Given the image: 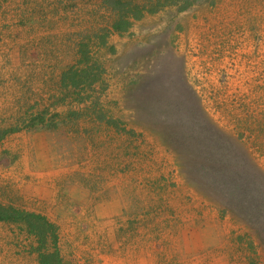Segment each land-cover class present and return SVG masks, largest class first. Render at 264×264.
I'll list each match as a JSON object with an SVG mask.
<instances>
[{
	"label": "rangeland",
	"instance_id": "obj_1",
	"mask_svg": "<svg viewBox=\"0 0 264 264\" xmlns=\"http://www.w3.org/2000/svg\"><path fill=\"white\" fill-rule=\"evenodd\" d=\"M122 1L158 11L106 36L105 0H0V204L46 217L66 264H264L231 198L190 177L196 145L168 135L195 108L264 197V0ZM195 227L211 242L189 254ZM36 246L0 223V264H38Z\"/></svg>",
	"mask_w": 264,
	"mask_h": 264
},
{
	"label": "trees",
	"instance_id": "obj_2",
	"mask_svg": "<svg viewBox=\"0 0 264 264\" xmlns=\"http://www.w3.org/2000/svg\"><path fill=\"white\" fill-rule=\"evenodd\" d=\"M163 3H166V1ZM104 4L112 18L109 26L105 28L106 36L127 32L132 25V21L140 19L145 13L153 14L158 11V8H141L131 2L122 0H105ZM187 7H184L183 10ZM101 42L103 46L107 45L105 37L101 38ZM78 51L80 57L84 58V53L80 50ZM86 74L85 71L79 72V70L71 72V79L75 82L73 83L74 86ZM63 76L66 77L68 74L64 73ZM101 110L98 99H95L87 108V112L90 111L94 114L96 121L120 131L119 124L112 118H108L107 114L99 112ZM200 116L201 113L192 107L189 114H185L184 118H174L170 125L175 126L178 131L168 135L171 136V141L176 139L183 142V144L194 143L196 145V148L192 150H184V153L190 157L187 162L188 165H186L190 177L195 178L198 182H204L205 186L216 195L223 192L225 196L231 198V211L241 220L248 222L250 226L255 228L257 236L264 246V197L254 193L256 191L255 186L260 184L259 180L261 177L253 180L246 175L247 178L241 175L240 172H242L241 170L244 169L246 164L237 166L235 162L240 161L242 157L237 156V150L225 149L228 146L232 148V140L227 136L217 138L216 133L212 130L213 125L209 121L200 119ZM40 117L33 119V121L39 120L43 122L44 115L42 114ZM177 121L182 123H177ZM32 124L34 125L35 123L33 122ZM192 129H194V132H189ZM205 143L208 144L209 150H200ZM220 144L224 148L210 149V147ZM240 210L245 212V218L239 216ZM0 223L20 225L26 238L35 241L37 246L30 250V254L36 255L38 264H66L56 249V228L46 217L0 204Z\"/></svg>",
	"mask_w": 264,
	"mask_h": 264
},
{
	"label": "crops",
	"instance_id": "obj_3",
	"mask_svg": "<svg viewBox=\"0 0 264 264\" xmlns=\"http://www.w3.org/2000/svg\"><path fill=\"white\" fill-rule=\"evenodd\" d=\"M210 242L208 229L195 227L185 237L184 249L189 254H199L209 248Z\"/></svg>",
	"mask_w": 264,
	"mask_h": 264
}]
</instances>
